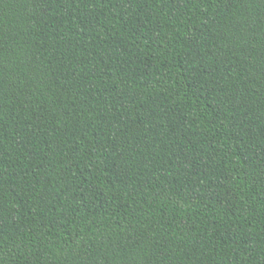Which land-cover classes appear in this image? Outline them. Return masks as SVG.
Returning a JSON list of instances; mask_svg holds the SVG:
<instances>
[{
    "label": "trees",
    "instance_id": "1",
    "mask_svg": "<svg viewBox=\"0 0 264 264\" xmlns=\"http://www.w3.org/2000/svg\"><path fill=\"white\" fill-rule=\"evenodd\" d=\"M0 264H264V0H0Z\"/></svg>",
    "mask_w": 264,
    "mask_h": 264
}]
</instances>
